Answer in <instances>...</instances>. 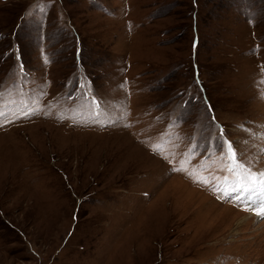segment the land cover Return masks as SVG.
<instances>
[{
  "label": "rangeland",
  "instance_id": "rangeland-1",
  "mask_svg": "<svg viewBox=\"0 0 264 264\" xmlns=\"http://www.w3.org/2000/svg\"><path fill=\"white\" fill-rule=\"evenodd\" d=\"M0 111V264H264V0H0Z\"/></svg>",
  "mask_w": 264,
  "mask_h": 264
},
{
  "label": "snow or ice",
  "instance_id": "snow-or-ice-1",
  "mask_svg": "<svg viewBox=\"0 0 264 264\" xmlns=\"http://www.w3.org/2000/svg\"><path fill=\"white\" fill-rule=\"evenodd\" d=\"M209 110L211 111L210 108ZM0 117L7 119V115L3 111H0ZM221 133H223L222 128H221ZM228 148H229L228 171L232 172L235 175V179L230 181L228 177H224V181L226 183H230L233 192L236 193L243 192L249 194L248 200L251 201V203H246L245 207L250 208L258 216H264V172L261 173L254 172L249 167L239 162L237 160L236 153L233 150L230 142L228 143ZM176 170L182 171L184 169L181 168ZM198 182L207 185L210 183V180L204 178ZM228 195H232V193H228ZM253 197L259 199L260 203L258 205H256V200L253 199ZM235 198L238 200L244 199L241 196H237Z\"/></svg>",
  "mask_w": 264,
  "mask_h": 264
},
{
  "label": "bare ground",
  "instance_id": "bare-ground-1",
  "mask_svg": "<svg viewBox=\"0 0 264 264\" xmlns=\"http://www.w3.org/2000/svg\"><path fill=\"white\" fill-rule=\"evenodd\" d=\"M240 194H241V192H240ZM240 194H239V195H240ZM244 194H245L246 200H247L249 203H251V201H249V200H248V195H249V194H247V193H244ZM253 199H255V200H256V205L260 203V201H259V199H258V198H256V197H253Z\"/></svg>",
  "mask_w": 264,
  "mask_h": 264
}]
</instances>
